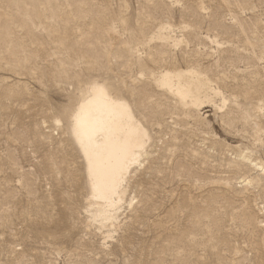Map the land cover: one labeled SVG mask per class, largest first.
Returning a JSON list of instances; mask_svg holds the SVG:
<instances>
[{"label":"rangeland","instance_id":"374dc122","mask_svg":"<svg viewBox=\"0 0 264 264\" xmlns=\"http://www.w3.org/2000/svg\"><path fill=\"white\" fill-rule=\"evenodd\" d=\"M167 25L176 47L155 38ZM149 55L162 68L200 67L254 110L264 105V0H0V264H264V178L238 157L264 163V115L255 130L228 103L230 130L218 99L190 117L156 98L161 123L147 127L150 156L130 174L117 220L100 229L88 217L63 114L92 82L135 80Z\"/></svg>","mask_w":264,"mask_h":264},{"label":"bare ground","instance_id":"6f19581e","mask_svg":"<svg viewBox=\"0 0 264 264\" xmlns=\"http://www.w3.org/2000/svg\"><path fill=\"white\" fill-rule=\"evenodd\" d=\"M170 27L168 25L167 27L160 26L155 38L162 43L160 45L170 44V46L176 47L182 40L173 39L168 35L174 31L170 32L173 29ZM135 48L129 50L134 51L136 50ZM146 58H137L139 71L135 80L122 82L121 87L115 81V83H111L110 81L108 84L96 81L92 82L79 94L74 108L63 114V118L68 122L67 126H69L70 135L80 153L79 155L83 158L85 183L89 193L87 201V206H89L87 210L88 217L100 229L106 228L108 223H113L117 220V215L125 200L126 184L129 176L134 172L136 167L140 168L149 155L147 145L151 140V136L147 127L151 128L157 122L161 123V119L158 118L161 114L157 108L159 105L155 107L157 103L154 104L156 98L165 97L169 99V101H172L175 111L177 110L176 112L185 110L189 116L195 114V112H199L198 110L204 104H213V100L218 99L220 101L219 111L222 110L220 112L222 113L220 115L222 117L221 121L229 129H232L236 123V118L230 113V110L233 108L230 107L229 109L227 107L228 103H231V106L236 107L237 111H240L238 112L240 113V117L238 118L243 123L253 121L252 118H254L255 122L253 124L257 127L260 121L259 115L262 118L264 115V105L261 102L259 105L256 104L258 107L253 108L254 110L243 108L236 100L226 96L222 91L223 87H220L221 85L218 84L219 81H215L200 67L183 66L185 68H165L161 64L164 67L162 68L159 66L158 61L160 60L157 61L154 56L149 55ZM142 69H147V72H142ZM255 113L258 115H255ZM178 114L180 113L178 112ZM176 117L174 121L177 119ZM186 117L183 119H186ZM56 124H59V122ZM258 127L255 130H258ZM235 130L237 129L235 128ZM262 147H264V144ZM244 153H239L241 154L240 156L238 155L239 160L252 166L258 171L259 176L264 178V163L261 160L262 158H256V161H261L255 163L251 161L252 156L248 154V151ZM230 163L229 165L233 164ZM245 180L248 181L244 185L251 186V180L249 181L248 178Z\"/></svg>","mask_w":264,"mask_h":264}]
</instances>
